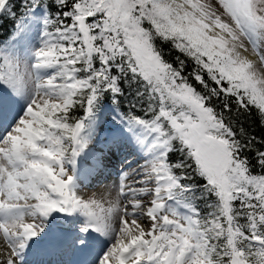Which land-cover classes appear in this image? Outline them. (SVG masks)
Masks as SVG:
<instances>
[{
	"label": "snow or ice",
	"instance_id": "1",
	"mask_svg": "<svg viewBox=\"0 0 264 264\" xmlns=\"http://www.w3.org/2000/svg\"><path fill=\"white\" fill-rule=\"evenodd\" d=\"M9 22L0 264H264V0H0Z\"/></svg>",
	"mask_w": 264,
	"mask_h": 264
},
{
	"label": "trees",
	"instance_id": "2",
	"mask_svg": "<svg viewBox=\"0 0 264 264\" xmlns=\"http://www.w3.org/2000/svg\"><path fill=\"white\" fill-rule=\"evenodd\" d=\"M11 30L10 22L6 24L3 29H0V41L9 39L8 33H10ZM248 121L252 129L255 130L257 134H259L260 129L258 126V117L256 116L255 112H253L252 116L248 118Z\"/></svg>",
	"mask_w": 264,
	"mask_h": 264
},
{
	"label": "rangeland",
	"instance_id": "3",
	"mask_svg": "<svg viewBox=\"0 0 264 264\" xmlns=\"http://www.w3.org/2000/svg\"><path fill=\"white\" fill-rule=\"evenodd\" d=\"M109 134H110V133L105 132V133H103V136H107V135H109ZM103 136H102L101 138H103ZM102 146H103L102 144H97V145H96L97 148L102 147ZM112 178L115 179V172H113V177H112ZM86 191L89 192V193H91V192H99L100 189L97 188L95 184H92V185H90V186L86 189ZM64 260H66V259H64ZM68 260H69V259H68Z\"/></svg>",
	"mask_w": 264,
	"mask_h": 264
},
{
	"label": "bare ground",
	"instance_id": "4",
	"mask_svg": "<svg viewBox=\"0 0 264 264\" xmlns=\"http://www.w3.org/2000/svg\"><path fill=\"white\" fill-rule=\"evenodd\" d=\"M45 258H48V257L47 256H41V257L33 256L31 259H33L34 261L37 262V264H39V262L41 261V259H43V261H44ZM75 259H77V258L74 257L72 260H75Z\"/></svg>",
	"mask_w": 264,
	"mask_h": 264
}]
</instances>
